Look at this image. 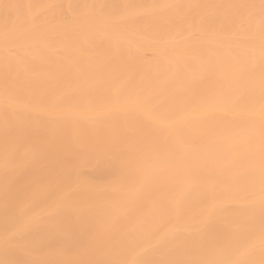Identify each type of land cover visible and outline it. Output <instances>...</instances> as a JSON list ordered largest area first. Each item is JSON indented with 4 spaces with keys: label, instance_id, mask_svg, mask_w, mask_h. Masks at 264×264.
<instances>
[{
    "label": "bare ground",
    "instance_id": "1",
    "mask_svg": "<svg viewBox=\"0 0 264 264\" xmlns=\"http://www.w3.org/2000/svg\"><path fill=\"white\" fill-rule=\"evenodd\" d=\"M0 264H264V0H0Z\"/></svg>",
    "mask_w": 264,
    "mask_h": 264
}]
</instances>
